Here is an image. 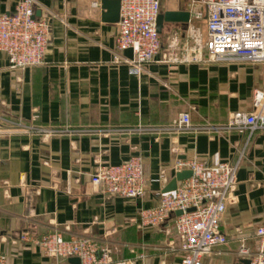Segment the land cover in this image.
<instances>
[{"label":"crops","instance_id":"crops-1","mask_svg":"<svg viewBox=\"0 0 264 264\" xmlns=\"http://www.w3.org/2000/svg\"><path fill=\"white\" fill-rule=\"evenodd\" d=\"M170 1L166 11H188ZM18 2L0 0V16ZM101 2L36 0L38 17L51 26L41 65L13 69L0 51V253L6 264H54L40 242L60 232L106 246L108 264H180L175 217L144 228L139 213L159 204L178 161L197 160L237 167L221 220L227 243L205 264L241 263L243 245L258 252L264 225V128L223 127L235 113L256 111L264 64L187 62L188 26L165 24L162 50L134 75L114 61L118 24L103 20ZM183 113L192 130H173ZM30 128L68 132L46 137ZM136 156L144 161L143 195L127 199L93 186L100 167Z\"/></svg>","mask_w":264,"mask_h":264},{"label":"built area","instance_id":"built-area-1","mask_svg":"<svg viewBox=\"0 0 264 264\" xmlns=\"http://www.w3.org/2000/svg\"><path fill=\"white\" fill-rule=\"evenodd\" d=\"M187 8L191 15L187 26L192 44L184 51L185 61L205 65L264 64V0H188ZM161 13L162 0H121L115 63H127L132 74L139 76L145 66L154 62L163 48L161 34L157 31ZM194 20L205 21V42L201 30L192 26ZM50 35V23L37 16L36 0H19L13 12L0 16V51L13 69L41 65ZM125 51L132 52V59L123 57ZM165 60L171 58L166 55ZM253 106L255 112L235 113L223 128H264V89L255 91ZM192 128L189 113L180 114L172 126L178 132ZM35 130L46 137L68 132L57 128H30L26 132ZM175 168L177 173L191 171V178L179 182L175 191L163 194L157 206L142 209L139 224L156 228L175 217L181 238L180 264H205L207 257L227 243L221 220L227 206L233 202L237 167L229 163L208 167L197 160H182ZM91 182L108 195L138 198L145 191L144 161L136 156L119 165L100 167ZM179 211L182 214L176 216ZM256 236L258 252L253 254L243 245L239 256L250 260L251 264H264V225L257 229ZM40 243L46 256L56 260L54 264L70 258L80 259L81 264H108L110 258L106 246L86 237L66 239L62 233L53 232L45 235ZM0 264H6V257L1 253Z\"/></svg>","mask_w":264,"mask_h":264},{"label":"water","instance_id":"water-1","mask_svg":"<svg viewBox=\"0 0 264 264\" xmlns=\"http://www.w3.org/2000/svg\"><path fill=\"white\" fill-rule=\"evenodd\" d=\"M102 10H103V20L118 24L120 22V13H121V0H102ZM39 16V13H37ZM190 12L189 11H165L158 16L157 20V31L159 34H162L165 24H182L188 25L190 22ZM191 171H183L177 173L176 177L167 185L164 189L163 194L173 192L177 189L178 183L184 180L191 178ZM195 209H190L194 211ZM181 211L176 213V216H180ZM69 262L71 264H81L80 259L70 258ZM242 264H251V261L248 259H243Z\"/></svg>","mask_w":264,"mask_h":264},{"label":"rangeland","instance_id":"rangeland-1","mask_svg":"<svg viewBox=\"0 0 264 264\" xmlns=\"http://www.w3.org/2000/svg\"><path fill=\"white\" fill-rule=\"evenodd\" d=\"M176 1L182 3L183 5H186V3L188 2V0H176ZM170 3H171L170 0H162V11L163 12L166 11L167 9L171 8ZM192 26L199 28L201 30L202 35H203V40L205 42V40H206V23H205V21L204 20H194L192 22ZM162 38H164V36H162ZM191 44H192V41H191Z\"/></svg>","mask_w":264,"mask_h":264}]
</instances>
